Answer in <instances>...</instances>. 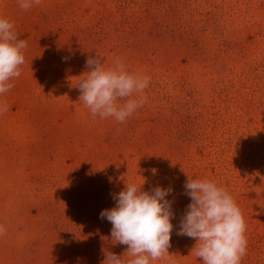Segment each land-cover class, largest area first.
<instances>
[{"label":"rangeland","instance_id":"1","mask_svg":"<svg viewBox=\"0 0 264 264\" xmlns=\"http://www.w3.org/2000/svg\"><path fill=\"white\" fill-rule=\"evenodd\" d=\"M0 16L27 42L0 94V264L130 259L99 214L143 182L173 189L171 264H203L176 234L188 177L231 194L247 226L241 264H264V0H0ZM96 54L150 77L123 123L79 100Z\"/></svg>","mask_w":264,"mask_h":264},{"label":"clouds","instance_id":"2","mask_svg":"<svg viewBox=\"0 0 264 264\" xmlns=\"http://www.w3.org/2000/svg\"><path fill=\"white\" fill-rule=\"evenodd\" d=\"M18 3L21 9L29 10L40 5L41 0H18ZM26 48L27 42L20 38L14 24L0 16V94L10 91L14 87L11 81L20 77ZM86 67L89 71L77 88L81 93L79 100L93 117H111L123 123L146 102L142 93L149 86L150 77L130 73L120 58L111 67H105L103 57L96 54L86 61ZM8 110L7 104L0 102V114ZM143 183L125 184L113 197L115 207L99 214L111 223L112 240L126 245L130 257L125 260L106 252L103 264H153L157 260L171 264L168 249L175 214L173 201L166 197L173 189L156 186L148 192L143 190ZM184 189L191 202L176 234L196 241L192 251L203 264H241L247 254V226L231 194L213 181L189 177ZM5 232L0 225V236Z\"/></svg>","mask_w":264,"mask_h":264}]
</instances>
